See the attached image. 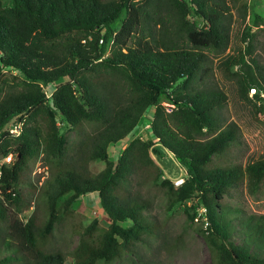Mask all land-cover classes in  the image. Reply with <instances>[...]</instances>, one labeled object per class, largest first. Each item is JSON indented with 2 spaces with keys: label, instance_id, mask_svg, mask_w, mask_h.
Returning <instances> with one entry per match:
<instances>
[{
  "label": "trees",
  "instance_id": "trees-1",
  "mask_svg": "<svg viewBox=\"0 0 264 264\" xmlns=\"http://www.w3.org/2000/svg\"><path fill=\"white\" fill-rule=\"evenodd\" d=\"M233 11L244 23L249 7L244 0H0V160L9 158L0 162V264H65L47 241L89 194L107 225L93 219L76 232L72 263L123 256L141 263L160 229L150 200L133 190L144 184L162 189L165 211L180 203L190 222L199 221L210 264H264V214L223 201L242 179L257 192L264 154L243 166L231 159L239 135L223 117L225 93L207 83L209 55L220 56L218 69L237 98L253 114L264 112V64L250 32L261 16L243 25V48L224 55ZM48 84L56 85L46 94ZM149 108L144 137L129 139L113 160L107 148L129 136ZM150 152L169 153L184 179L174 186L161 177ZM37 159L49 171L37 190L43 218L22 214L30 204L19 190ZM94 161L104 167L90 174Z\"/></svg>",
  "mask_w": 264,
  "mask_h": 264
},
{
  "label": "rangeland",
  "instance_id": "rangeland-1",
  "mask_svg": "<svg viewBox=\"0 0 264 264\" xmlns=\"http://www.w3.org/2000/svg\"><path fill=\"white\" fill-rule=\"evenodd\" d=\"M249 7L248 15L244 23H241L237 12L233 11V22L230 28V41L224 55L232 53L237 48L242 49L245 42L240 43V36L243 32V25H249L252 14L261 16V20L256 27L251 26L250 32L255 35L253 45L255 54L262 64H264V0H244ZM117 25L118 22L116 21ZM210 56L211 72L208 75L207 83L215 85L222 89L226 96V103L223 107L222 114L225 122H233L239 137V143L232 146L229 156L232 160L240 162L241 166L264 154V112L261 115H255L249 103L237 98L235 87L230 79L223 76L218 69L220 56ZM8 76L7 72L4 75ZM5 75V76H6ZM62 82L59 80L56 84ZM56 84H48L43 87L46 94H49ZM248 90V96H252ZM164 105H167L164 103ZM264 107V102H263ZM151 116V108L147 109L140 119L136 128L129 136L114 143L107 148L109 156L115 160L118 153L126 145L127 141L135 136L144 137L147 124L145 122ZM59 130L66 138L67 142L74 139L72 130L68 129L63 123L59 124ZM210 136L205 134L202 137ZM154 164L160 169L161 177L168 178L174 186L177 179L183 180L185 170L182 168L169 153H163L158 157L151 152L149 153ZM5 157L0 160L8 161ZM104 167L102 161L89 162L87 170L90 174L99 172ZM47 164L40 159L35 160L33 164L29 163L27 169L21 174L22 183L19 190L28 200L30 206L23 211L24 216L31 213L41 214V200L38 196V187L48 174ZM30 182L35 185L31 188L26 183ZM143 197L150 200L151 206L149 215L155 219L160 226L159 235L150 241L146 247L142 248V261L135 264H210L208 249L201 236L196 232L199 221L194 219L190 222L187 215L183 212V205L176 203L171 209L165 211L167 205L163 191L157 185H142L134 187ZM226 204L242 208L248 213L264 214V182L259 185L255 194L248 192L246 180L242 179L237 186L233 187L230 194L224 197ZM93 219L97 220L96 226L104 228L107 221L104 214L98 206L95 194L81 196L72 206L70 212L64 215L60 223H55L52 234L47 241V246L52 250H60L65 255V264H73L71 252L77 244V231L87 226ZM97 234V233H95ZM126 256L121 257L111 264H131L127 261Z\"/></svg>",
  "mask_w": 264,
  "mask_h": 264
},
{
  "label": "built area",
  "instance_id": "built-area-1",
  "mask_svg": "<svg viewBox=\"0 0 264 264\" xmlns=\"http://www.w3.org/2000/svg\"><path fill=\"white\" fill-rule=\"evenodd\" d=\"M249 91L253 93V88H249ZM9 131H10V132H16V129L12 127ZM181 181H182L181 179H180V180L177 179V180L174 181V184L177 185V184H179Z\"/></svg>",
  "mask_w": 264,
  "mask_h": 264
}]
</instances>
